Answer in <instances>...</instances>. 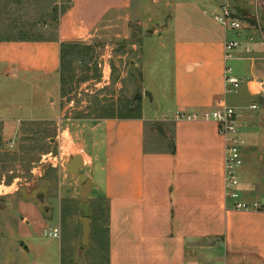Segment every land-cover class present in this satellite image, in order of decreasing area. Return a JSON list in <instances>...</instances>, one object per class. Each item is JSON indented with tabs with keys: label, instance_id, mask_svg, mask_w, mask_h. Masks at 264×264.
Masks as SVG:
<instances>
[{
	"label": "crops",
	"instance_id": "crops-1",
	"mask_svg": "<svg viewBox=\"0 0 264 264\" xmlns=\"http://www.w3.org/2000/svg\"><path fill=\"white\" fill-rule=\"evenodd\" d=\"M214 1L145 0L154 17L157 12L165 16L161 35L184 34L170 43L169 116L87 120L74 134L92 184L89 198L99 203L101 217L107 214L109 264H202L210 254L217 255L218 264H264V214L228 211L230 204L223 196L224 145L216 124L176 121L178 114H201L225 105L239 110L244 160L239 192L246 200L264 197V34L253 27L239 33L225 30L213 19L221 5ZM133 6V0H0V80L23 86L31 82L37 96L31 106L38 111L21 119L14 116L21 106L0 104L4 129L15 122L59 120L61 46L81 43L97 48L101 37H119L122 25L142 21V9L136 12ZM180 8L198 12L197 27L173 26ZM208 19L217 26H210ZM229 41L239 47L227 57ZM137 68L143 71L144 63L143 69ZM227 76L239 81L236 92L227 93ZM44 83L51 88L40 91ZM55 91L58 99H50ZM157 123H162L154 129L163 138V148L147 151V127L153 129ZM239 215L237 228L234 217ZM235 231L240 244L228 246ZM222 239L224 250L201 245ZM26 251L23 246L22 253ZM23 261L29 262L24 256ZM29 264L63 260L52 254Z\"/></svg>",
	"mask_w": 264,
	"mask_h": 264
},
{
	"label": "rangeland",
	"instance_id": "rangeland-1",
	"mask_svg": "<svg viewBox=\"0 0 264 264\" xmlns=\"http://www.w3.org/2000/svg\"><path fill=\"white\" fill-rule=\"evenodd\" d=\"M220 1L236 13L244 27H253L264 34V0ZM133 4L136 12L142 9V21L122 25L119 37L114 34L101 37L96 41L98 45L93 57L90 54V58L73 60L64 70L63 87L67 94L61 95L57 103L59 120L23 121L18 125L15 122L7 130L0 121V264H25L23 256L29 264L36 259L52 257V254L56 260L61 256L63 264H96L102 257L93 231L89 246L80 252L83 236L81 185L68 173L72 158L82 156L74 134L83 130L81 124L85 121L101 119L108 113L118 117L127 113L125 107L134 115L144 114L150 120L169 116L168 110H173L170 43L184 35L182 32H163L161 35L165 16L162 19L157 12L154 17L153 8L145 0H133ZM179 13L174 27L186 24L197 27L196 19L201 20L193 9L180 8ZM208 21L211 26L212 21ZM160 42L166 45L165 50ZM143 63L144 70L139 71L143 85L140 88L130 69L135 66L138 71L137 65L143 69ZM47 87L50 89L51 84L44 83L40 91ZM55 92L50 99H58V91ZM146 92L152 95L151 102L145 96ZM35 100L37 96L31 82L23 86L21 82L0 80L1 108L8 105L22 107L14 112L15 117L25 119L37 115L38 111H33L31 106ZM158 125L162 123H157L153 129L152 125L147 127V151L163 148V138L157 137L154 129ZM10 142H14L12 148H9ZM82 173L85 174L84 170ZM40 195L43 198H39ZM88 204L91 220L99 218L105 224L107 214L103 212L101 217L102 212L97 210L99 203L89 198ZM239 217H234L237 228ZM59 227L63 242L61 252L59 240L49 236L50 231ZM233 233L228 246L240 244L239 231ZM22 243L29 249L26 253H22ZM201 245L224 250L226 242L222 239L201 242ZM209 256L211 258L206 257L202 264H218L217 255Z\"/></svg>",
	"mask_w": 264,
	"mask_h": 264
},
{
	"label": "built area",
	"instance_id": "built-area-1",
	"mask_svg": "<svg viewBox=\"0 0 264 264\" xmlns=\"http://www.w3.org/2000/svg\"><path fill=\"white\" fill-rule=\"evenodd\" d=\"M213 19L225 30L240 32L244 27V22L241 21L235 12L229 9L226 5H220L216 12L213 13ZM239 47L235 41H229L225 44V52L227 57ZM262 84V92L264 94V83ZM225 86L227 93L236 92L240 83L236 78L227 76L225 78ZM257 107L252 106L255 110ZM241 112L235 108L222 106L215 108L212 111H207L201 114H178L176 121L187 122H212L217 126V133L224 145L223 157V196L225 201L229 202L232 212L245 214H264V197L253 200H246L239 192V172L244 166V160L241 154L243 141L239 136ZM14 146V142L9 143V148ZM49 236L56 239L60 236V231L54 229L49 232Z\"/></svg>",
	"mask_w": 264,
	"mask_h": 264
},
{
	"label": "trees",
	"instance_id": "trees-1",
	"mask_svg": "<svg viewBox=\"0 0 264 264\" xmlns=\"http://www.w3.org/2000/svg\"><path fill=\"white\" fill-rule=\"evenodd\" d=\"M96 47L86 46L81 43H66L61 46V95H66L65 88L63 87L64 82V70L67 69L70 65V62L77 59L90 58L92 53H95ZM125 114H121L118 117L113 116V114H105L101 119H134L136 115L132 111L125 107ZM128 110V111H127ZM12 161V159H11ZM91 231H93V236L95 243L101 252V258L96 264H109V230L106 228L105 224L99 221V218H96L95 221L92 220Z\"/></svg>",
	"mask_w": 264,
	"mask_h": 264
},
{
	"label": "water",
	"instance_id": "water-1",
	"mask_svg": "<svg viewBox=\"0 0 264 264\" xmlns=\"http://www.w3.org/2000/svg\"><path fill=\"white\" fill-rule=\"evenodd\" d=\"M130 70L138 86L142 88L143 85L141 82V76L139 72L137 71L136 67L132 66ZM145 96L149 99L150 102L153 100L152 95L149 94L148 92L145 93ZM158 130L161 132L162 128L159 126ZM83 169H84V163H83L82 156L80 155L74 156L72 160L70 161V163L68 164V173L71 176H75L81 185V192H80L79 197L82 202V215H83L82 234L83 236H82L80 252H82L90 244L91 222H92L91 216H90V208L88 204L89 195L91 194V191H92V184L88 176L82 173ZM39 198H43V195H40ZM21 246H24V244L22 243Z\"/></svg>",
	"mask_w": 264,
	"mask_h": 264
}]
</instances>
